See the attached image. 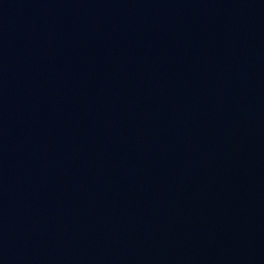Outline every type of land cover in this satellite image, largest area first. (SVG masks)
Returning a JSON list of instances; mask_svg holds the SVG:
<instances>
[{"label":"water","instance_id":"obj_1","mask_svg":"<svg viewBox=\"0 0 264 264\" xmlns=\"http://www.w3.org/2000/svg\"><path fill=\"white\" fill-rule=\"evenodd\" d=\"M0 264H264V0H0Z\"/></svg>","mask_w":264,"mask_h":264}]
</instances>
